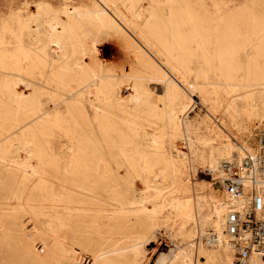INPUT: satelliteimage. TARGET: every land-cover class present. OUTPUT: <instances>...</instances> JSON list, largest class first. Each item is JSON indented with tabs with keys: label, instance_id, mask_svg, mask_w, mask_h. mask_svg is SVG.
<instances>
[{
	"label": "rangeland",
	"instance_id": "obj_1",
	"mask_svg": "<svg viewBox=\"0 0 264 264\" xmlns=\"http://www.w3.org/2000/svg\"><path fill=\"white\" fill-rule=\"evenodd\" d=\"M109 2L0 0V264H151L168 246V264H236L205 236L222 165L243 146L264 164V0H141L138 20L137 0ZM41 18L58 25L34 49ZM43 86L53 107H29Z\"/></svg>",
	"mask_w": 264,
	"mask_h": 264
},
{
	"label": "bare ground",
	"instance_id": "obj_2",
	"mask_svg": "<svg viewBox=\"0 0 264 264\" xmlns=\"http://www.w3.org/2000/svg\"><path fill=\"white\" fill-rule=\"evenodd\" d=\"M107 2H109L108 0H106ZM119 1V0H118ZM125 1V0H124ZM138 1V3L141 1V0H137ZM170 1V0H169ZM99 2V1H98ZM131 3V2H130ZM133 3V2H132ZM136 3V2H135ZM159 3V2H158ZM109 4L112 6V7H116L118 10H122V9H120V7L119 6H117L118 5V3H117V0H113L112 2H109ZM143 5V4H142ZM102 6H103V4H102ZM145 6V5H144ZM144 6H141L140 5V3H139V5L137 6V7H135L134 9H135V14H136V18H137V20L138 19H140V18H142V17H140L144 12H146L147 11V9L146 8H144ZM108 7V6H107ZM146 7V6H145ZM154 8V7H153ZM127 10V9H126ZM129 10V9H128ZM170 10H173V9H170ZM123 11V10H122ZM128 12V11H127ZM172 12H174V11H172ZM23 13H24V11H23ZM130 13V12H129ZM163 13L165 14V13H167V10L165 9V10H163ZM69 14V13H68ZM92 14V13H91ZM113 14V13H112ZM149 14V13H148ZM49 15V14H48ZM70 15V14H69ZM95 15V14H94ZM85 16V15H84ZM83 16V18H85ZM96 16V15H95ZM98 16V15H97ZM131 16V15H130ZM135 16V15H134ZM144 16V15H143ZM37 17V16H36ZM35 16H33V18H36ZM45 17V16H44ZM49 17V16H48ZM87 17H89V16H87ZM171 17V16H170ZM68 18V17H67ZM70 18H72V17H70ZM90 18V17H89ZM88 18V19H89ZM144 18V17H143ZM49 20H46V19H43V18H41L40 19V21H37L36 22V32L34 33V32H28L27 34H26V41L29 43V45L31 46V48H38V47H43L44 46V42L47 40V38H49V35H52V31L53 30H56V27H57V25H58V23L56 22V20L54 21V20H52L51 18H48ZM123 19V18H122ZM125 19V18H124ZM129 19H130V17H129ZM133 19H134V17H133ZM132 19V20H133ZM92 20V19H91ZM99 21H100V23H101V26H109L110 27V23H111V20L109 19V17L108 16H102V17H100L99 19H98ZM135 20V19H134ZM31 21V20H30ZM67 21H69V20H67ZM77 21V20H76ZM84 21V20H83ZM126 21V20H125ZM156 21H157V19H156ZM33 22V21H32ZM72 22V21H71ZM73 22H74V20H73ZM131 22H133V21H131ZM159 22V21H158ZM67 23V22H66ZM121 23H122V21H121ZM33 24V23H32ZM132 24V23H131ZM136 24H137V22H136ZM146 24V23H145ZM144 24V25H145ZM147 24H148V22H147ZM153 24V23H152ZM161 24V23H160ZM164 24V23H163ZM70 25V24H69ZM32 26H34V25H32ZM65 26V25H64ZM76 26V25H75ZM137 26V25H136ZM157 26H159L158 24H157ZM162 27V26H161ZM32 28V27H31ZM112 28V27H111ZM142 28V27H141ZM144 29H145V27H143ZM142 28V29H143ZM159 28V27H158ZM165 28V27H164ZM80 29V28H79ZM104 31H103V41L102 42H111V41H114L115 42V37H114V35H112L113 34V32L111 33V32H109L108 31V29L106 28V27H104ZM72 30V29H71ZM147 29H145L144 31H146ZM149 30H151V29H149ZM32 31V30H31ZM73 31H75V30H73ZM110 31H112V30H110ZM122 31V30H121ZM21 32V31H20ZM134 32V31H133ZM72 33V32H71ZM75 33H77V32H75ZM74 33V34H75ZM115 33V32H114ZM163 33V32H162ZM69 34H70V32H69ZM117 34V33H116ZM122 34H124V33H121V35ZM126 34V33H125ZM142 34V33H141ZM259 34V36L260 35H263L264 34V32L262 31V30H259L257 33H256V35H258ZM77 35V34H76ZM79 35V34H78ZM84 35V34H83ZM9 36V35H8ZM72 36V35H71ZM79 36H81V35H79ZM91 36V35H90ZM101 36H102V34H101ZM129 36V35H128ZM138 36V35H137ZM17 37V36H16ZM15 37V38H16ZM69 37V36H68ZM73 37V36H72ZM86 37V36H85ZM141 37V36H140ZM143 37V36H142ZM17 38H19V37H17ZM122 38V37H121ZM13 39V38H12ZM75 39V38H74ZM73 39V40H74ZM81 40H82V37L80 38ZM88 39V38H87ZM119 39V38H118ZM13 40H15V39H13ZM19 40V39H18ZM18 40H16V41H18ZM49 40V39H48ZM140 40H141V38H140ZM22 41V40H21ZM79 41V40H78ZM117 41V40H116ZM24 42V41H23ZM73 42H75V41H73ZM77 42V41H76ZM84 42V41H83ZM132 42H133V40H132ZM136 42V41H135ZM49 43V42H48ZM67 43V42H66ZM71 43V42H70ZM89 43V42H88ZM87 43V44H88ZM117 43V42H116ZM74 44V43H73ZM106 44V43H105ZM128 44V43H127ZM48 45V44H47ZM76 45H78V44H76ZM83 45V44H82ZM81 45V46H82ZM89 45V44H88ZM18 46V45H17ZM20 46V45H19ZM73 46V45H72ZM65 47V44H63V42H59V44H57V45H53V44H51V46L49 47L50 48V52L52 53V55L55 57H60L61 58V56L63 55V52H62V49ZM75 47V46H74ZM120 47V46H119ZM127 47V46H126ZM200 47V46H199ZM16 48V47H15ZM22 48H24V47H22ZM29 48V47H28ZM77 48V47H76ZM84 48V47H83ZM107 48V47H106ZM117 48V47H116ZM122 48V47H121ZM145 48V47H144ZM201 48V47H200ZM204 48V47H203ZM20 49V48H19ZM41 49V48H40ZM45 49V48H44ZM81 49V48H80ZM90 50H91V48H89ZM186 49V48H185ZM239 49H241V48H239ZM22 50V49H21ZM24 50V49H23ZM79 50V49H78ZM127 50V49H126ZM143 50V49H142ZM153 50V49H152ZM17 51V50H16ZM76 51V50H75ZM94 51V50H93ZM187 51H188V49H187ZM19 52V51H18ZM32 52V51H31ZM36 52V51H35ZM67 52V51H66ZM90 52V51H89ZM127 52V51H126ZM125 52V53H126ZM154 52V51H153ZM186 52V51H185ZM23 53V52H22ZM24 53H25V51H24ZM39 53V52H38ZM77 53V52H76ZM92 53V52H91ZM94 53H95V51H94ZM97 53V52H96ZM116 53V52H115ZM74 54V53H73ZM78 54V53H77ZM76 54V55H77ZM83 54H84V52H83ZM118 54V53H117ZM127 54V53H126ZM218 54H220V53H218ZM22 55V54H21ZM25 55V54H24ZM67 55V54H66ZM65 55V56H66ZM71 55V54H70ZM152 55V54H151ZM23 56V55H22ZM29 56V55H28ZM79 56V55H78ZM118 56V55H117ZM156 56V55H155ZM186 56V55H185ZM204 56H206L205 55V53H204ZM43 57V56H42ZM126 57L128 58V59H137V54L135 53V52H128V54L126 55ZM170 57V56H169ZM220 57V56H219ZM28 58H31V57H28ZM127 58H126V60H127ZM141 58V57H140ZM232 58H234L233 56H232ZM236 58V57H235ZM26 59V58H25ZM39 59V58H38ZM73 59V58H72ZM162 59V58H161ZM50 60V59H49ZM140 60V59H139ZM158 60V59H157ZM169 60V59H168ZM26 61V60H25ZM43 61V60H42ZM53 61V60H52ZM70 61H72V60H70ZM119 61V60H118ZM130 61V60H129ZM188 61H189V59H188ZM35 62V61H34ZM50 62V61H49ZM77 62V61H76ZM135 62V61H134ZM137 62H139L138 60H137ZM165 62V61H164ZM201 62V61H200ZM209 62V61H208ZM37 64H38V60H37V62H36ZM75 63V62H74ZM192 63V62H191ZM196 63V62H195ZM198 63V62H197ZM130 64V63H129ZM194 64V63H193ZM202 64V63H201ZM71 65H73V64H71ZM125 65H126V63H125ZM153 65V64H152ZM203 65V64H202ZM207 65V64H206ZM79 66V65H78ZM128 67V66H127ZM196 67V66H195ZM84 68V67H83ZM71 69H73V68H71ZM91 69V68H90ZM127 69V68H126ZM139 69V68H138ZM175 69V68H174ZM195 69V68H194ZM163 71V70H162ZM171 71V70H170ZM200 71V70H199ZM74 72V71H73ZM103 72V71H102ZM185 72V71H184ZM108 73V72H107ZM166 73V72H165ZM37 74V73H36ZM91 74V73H90ZM93 74H94V71H93ZM96 74V73H95ZM94 74V75H95ZM98 74H99V72H98ZM185 74H186V72H185ZM59 76V75H58ZM62 76V75H61ZM90 76V75H89ZM123 76V75H122ZM163 76V75H162ZM168 76V75H167ZM7 77V76H6ZM55 77V76H54ZM183 77V76H182ZM13 78V77H12ZM260 78L261 79H263L264 78V74L262 73L261 75H260ZM4 79V78H3ZM62 79V78H61ZM60 79V80H61ZM115 79V78H114ZM166 79V78H165ZM186 79V78H185ZM93 80V79H92ZM6 81V80H5ZM89 81H91V79L89 80ZM88 81V82H89ZM108 81V80H107ZM134 81V80H133ZM191 81V80H190ZM190 81H188V80H185V82L187 83V84H191V83H189ZM6 82H8V81H6ZM18 82V81H17ZM16 82V83H17ZM21 82V81H20ZM24 82V81H23ZM53 82H55V81H53ZM78 82V81H77ZM80 82H81V80H80ZM120 82V81H119ZM22 83V82H21ZM104 83H106V82H104ZM108 83V82H107ZM48 84V83H47ZM117 84V83H116ZM193 84V83H192ZM17 85H19V84H17ZM91 85H93L94 86V91H93V95L94 96H97L98 94H102V92H103V90H102V87H99V86H97L96 84H91ZM25 86V85H24ZM88 86H90V85H88ZM107 86H109V85H107ZM14 87H15V85H14ZM67 87V86H66ZM135 87V86H134ZM191 87V86H190ZM165 88V87H164ZM43 89H44V95H43V97H44V100L43 101H39V96H36V95H33L31 98H29L28 100H29V102L28 101H25V102H27V103H29L28 105H29V107H31V106H33L34 107V103H35V106H38V108H39V110L41 111V110H46V109H48V108H52L53 107V105H54V103H55V101L57 100V98H58V96H56L55 95V93L53 92V90L50 88V87H46V86H43ZM121 89V88H120ZM13 90H14V88H13ZM55 90V89H54ZM30 92V91H29ZM173 93V92H172ZM6 94V93H5ZM150 94V93H149ZM0 95H1V93H0ZM11 95V94H10ZM173 95H174V93H173ZM106 96H108V95H106ZM105 96V97H106ZM104 97V98H105ZM102 99V98H101ZM104 100V99H103ZM7 101H8V99H7ZM102 101V100H101ZM58 102V101H57ZM4 105V104H3ZM20 105V104H19ZM5 106V105H4ZM20 107V106H19ZM25 108V106H22V109H24ZM143 108V107H142ZM21 109V108H20ZM34 109V108H33ZM17 110H18V108H17ZM38 110V111H39ZM136 111V110H135ZM187 111V110H186ZM17 112V111H16ZM18 112H21L20 110L18 111ZM26 113V112H25ZM31 113V112H30ZM33 113V112H32ZM140 113V112H139ZM114 117V116H113ZM139 117V116H138ZM117 119V118H116ZM42 121V120H41ZM122 122H123V120H122ZM34 127H36L35 125H33ZM150 141V140H149ZM58 147H59V145H58ZM26 149V148H25ZM27 149H29V148H27ZM16 151V150H15ZM243 151H244V157L242 158V155H241V152H239L238 151V153H237V156H235V158L234 159H230V160H227L225 163H228V164H233V165H236L237 167H241L240 169H241V171H240V180H241V183H242V185L244 186V187H246V186H248V185H250L251 184V182H252V184H255V186L258 188V191H260V192H262L263 193V197H264V168L262 167V165L261 164H259V157H258V153L257 152H251L250 151V149H247V147L246 146H243ZM32 152V151H31ZM1 153H3V152H1ZM27 154V153H26ZM37 156V155H36ZM38 157V156H37ZM43 157V156H42ZM41 157V158H42ZM247 157L248 158H250V159H252V165L250 166V167H247V168H245L244 167V162H245V160L247 159ZM22 158V157H21ZM28 161V160H27ZM16 162H18V161H16ZM20 163V162H19ZM34 164V163H33ZM22 167V166H21ZM31 168V167H30ZM20 170V169H19ZM31 171H32V173L34 172L35 173V170L34 169H31ZM222 175L223 176H225V173H224V165H222ZM224 173V174H223ZM21 174V173H20ZM3 175V174H2ZM29 176V175H28ZM33 177V176H32ZM253 178L252 180L250 179V178ZM0 178H2V177H0ZM37 179V178H36ZM18 180V179H17ZM21 180V179H20ZM17 182H19V181H16V183ZM2 183V182H1ZM9 185H11V182H10V184ZM35 185V184H34ZM21 186H23V185H21ZM76 186H78V185H76ZM11 187H13V186H11ZM15 187V186H14ZM17 187V186H16ZM6 188V187H5ZM25 188V187H24ZM82 188H83V186H82ZM17 189H20L19 187L17 188ZM15 190H16V188H15ZM14 190V191H15ZM8 191V190H7ZM11 191V190H10ZM15 192H18V190L17 191H15ZM10 193V192H9ZM27 193V192H26ZM59 194V193H58ZM11 195H12V193H11ZM18 195H19V193H18ZM14 196H15V194H14ZM25 196V195H24ZM13 197V196H12ZM16 197V196H15ZM18 197V196H17ZM247 199L246 198H243L242 199V202L243 201H246ZM23 201V200H22ZM172 202V201H171ZM10 203V202H9ZM2 204V203H1ZM174 204V203H173ZM172 204V205H173ZM223 210H222V213H223V217H224V213H225V210H226V204H227V200H225V201H223ZM6 206V205H5ZM49 209V208H48ZM58 209V208H57ZM50 211V210H49ZM27 212V211H26ZM52 212V211H51ZM217 213V211L215 210L214 211V213H213V217L215 216V214ZM50 218V217H49ZM223 219V218H222ZM222 219H220V217H219V221H222L223 222V220ZM31 221V220H30ZM39 221H41V220H39ZM42 222H43V220H42ZM46 221H44V223H45ZM43 223V224H44ZM49 225V224H48ZM49 227V226H48ZM52 227V226H51ZM217 233H221V230H222V223H221V225H220V227L219 228H215L214 229ZM53 236V235H52ZM175 244V243H174ZM169 245V244H168ZM167 247V246H166ZM225 248V249H227V251H229L230 252V250H229V247H228V244L227 243H225L224 245H222V246H219L218 248ZM160 251H159V253L156 255V258H155V260L151 263V264H168L170 261H171V259L175 256V254L177 253V248L176 249H174V248H172L171 246H168V248L167 249H165V248H161V249H159ZM166 250H168L169 251V255H168V257H166L165 256V254H164V252L166 251ZM154 251V250H153ZM231 253V252H230ZM263 259V260H262ZM261 260H262V263L264 264V258H262V257H260V256H256L254 259H253V264H259L260 262H261Z\"/></svg>",
	"mask_w": 264,
	"mask_h": 264
},
{
	"label": "built area",
	"instance_id": "obj_3",
	"mask_svg": "<svg viewBox=\"0 0 264 264\" xmlns=\"http://www.w3.org/2000/svg\"><path fill=\"white\" fill-rule=\"evenodd\" d=\"M258 161L264 168L262 159ZM251 165L252 159L247 157L244 167ZM240 168L224 164L225 176L218 180L227 195L222 230L220 234L214 229L209 231L205 242L213 247L227 243L236 264H253L256 256L264 258V197L252 182L242 185ZM243 198L247 200L242 202Z\"/></svg>",
	"mask_w": 264,
	"mask_h": 264
}]
</instances>
